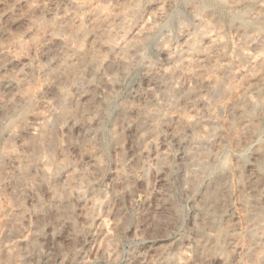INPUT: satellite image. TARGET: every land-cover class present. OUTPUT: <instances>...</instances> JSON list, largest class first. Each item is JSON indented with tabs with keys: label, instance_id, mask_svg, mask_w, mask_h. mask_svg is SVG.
Returning a JSON list of instances; mask_svg holds the SVG:
<instances>
[{
	"label": "clouds",
	"instance_id": "clouds-1",
	"mask_svg": "<svg viewBox=\"0 0 264 264\" xmlns=\"http://www.w3.org/2000/svg\"><path fill=\"white\" fill-rule=\"evenodd\" d=\"M0 264H264V0H0Z\"/></svg>",
	"mask_w": 264,
	"mask_h": 264
}]
</instances>
